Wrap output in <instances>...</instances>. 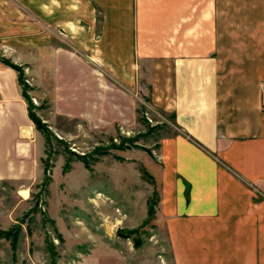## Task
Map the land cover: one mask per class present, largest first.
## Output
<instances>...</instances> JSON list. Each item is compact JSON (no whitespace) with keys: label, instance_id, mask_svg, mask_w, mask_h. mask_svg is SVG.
Listing matches in <instances>:
<instances>
[{"label":"crops","instance_id":"1","mask_svg":"<svg viewBox=\"0 0 264 264\" xmlns=\"http://www.w3.org/2000/svg\"><path fill=\"white\" fill-rule=\"evenodd\" d=\"M83 1L99 32L92 61L126 83L144 67L151 104L181 130L160 151L157 214L172 263L264 264V0ZM44 3L0 0V39L15 44L32 24L43 55L45 24L59 22V3ZM29 121L17 73L0 65V175L26 180ZM129 245L119 237L116 255Z\"/></svg>","mask_w":264,"mask_h":264},{"label":"rangeland","instance_id":"2","mask_svg":"<svg viewBox=\"0 0 264 264\" xmlns=\"http://www.w3.org/2000/svg\"><path fill=\"white\" fill-rule=\"evenodd\" d=\"M83 2L45 0L48 11L59 3V22L45 24L43 55L32 24L15 44L0 39V65L7 59L20 67L31 113L48 130L41 133L30 121L21 128L26 180L0 175V264H173L157 214L160 151L181 130L151 104L144 67L126 83L92 61L99 32ZM136 229L131 239L140 247L130 239L131 249L118 257L116 232Z\"/></svg>","mask_w":264,"mask_h":264},{"label":"trees","instance_id":"3","mask_svg":"<svg viewBox=\"0 0 264 264\" xmlns=\"http://www.w3.org/2000/svg\"><path fill=\"white\" fill-rule=\"evenodd\" d=\"M2 62L12 68L13 70H15L18 74L17 76V79H18V83L19 85H21L22 87V95L23 97L25 98L26 100V103H27V109H28V117L30 119L31 122H33V124L35 125L37 131L39 132H48L46 126H44V124H42L40 122V120L38 118H36L32 113H31V110H32V104L30 102V99H29V96L27 94V86L24 84V79L22 77V70L20 69V67H18L17 65H15L14 63L10 62L9 60L7 59H3ZM154 199H155V194L152 195V197L149 199L148 201V210H147V213H148V216L150 217L153 210H152V207H153V202H154ZM138 230H129V231H124V230H118L116 232L117 236L120 237V238H123V239H131V236L135 233H137ZM132 243H133V247L134 248H139L140 245H141V241L136 239V238H132Z\"/></svg>","mask_w":264,"mask_h":264},{"label":"built area","instance_id":"4","mask_svg":"<svg viewBox=\"0 0 264 264\" xmlns=\"http://www.w3.org/2000/svg\"><path fill=\"white\" fill-rule=\"evenodd\" d=\"M260 107L261 110L264 111V82L260 84Z\"/></svg>","mask_w":264,"mask_h":264},{"label":"bare ground","instance_id":"5","mask_svg":"<svg viewBox=\"0 0 264 264\" xmlns=\"http://www.w3.org/2000/svg\"><path fill=\"white\" fill-rule=\"evenodd\" d=\"M31 131L28 129V130H24V135H26V136H28V137H30V135L32 134V133H30Z\"/></svg>","mask_w":264,"mask_h":264}]
</instances>
